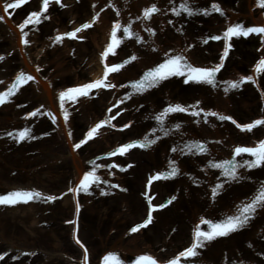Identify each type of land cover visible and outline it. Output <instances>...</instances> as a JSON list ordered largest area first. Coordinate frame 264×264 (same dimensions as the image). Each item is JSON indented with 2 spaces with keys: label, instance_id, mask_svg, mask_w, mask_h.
I'll return each mask as SVG.
<instances>
[{
  "label": "rangeland",
  "instance_id": "rangeland-1",
  "mask_svg": "<svg viewBox=\"0 0 264 264\" xmlns=\"http://www.w3.org/2000/svg\"><path fill=\"white\" fill-rule=\"evenodd\" d=\"M11 2L18 0H3ZM112 2L115 9L108 8L111 0H50L48 11L40 17L41 23H30L25 28L28 44L23 42L19 26L32 13L43 12V0H26L7 13L21 33L23 53L33 68L41 69L37 71L39 79L55 93L58 107L62 91L91 82L102 67L116 63H124L125 67L108 79L115 88L93 91L77 100L66 99L64 106L67 105L70 118L61 127L52 123L57 113L46 108L43 88L35 80L20 86L10 102L0 106V194L24 190L62 197L55 202L36 200L0 206V256L4 257L0 264H104L109 255L119 257L122 264H137L141 256L152 257L157 264H169L192 246L195 227L202 219L223 222L264 184V168L241 169L240 181L227 182L220 170L209 167L230 159H254L236 157L234 149L264 142V125L246 132L231 121L204 117L206 112H217L242 126L264 119V72L254 71L264 59V35L234 37L227 60H223L227 41L211 39L222 36L228 26L237 23L246 28L264 27V8L259 7V0ZM185 2L194 13L210 11L212 4H218L224 15L213 12L209 16H176ZM152 6L159 9L150 22L153 34L146 32L142 39L135 32V22L142 10ZM95 14L105 16L104 27H99ZM118 22L122 29L117 38L123 42L117 54L105 60L103 53L111 44V36L104 42L103 32ZM129 23L132 38L123 32ZM86 24L92 27L84 28ZM72 32L77 33L75 38L70 37ZM57 37L63 39L57 41ZM47 45L50 48L45 50ZM19 50L1 26L0 94L10 89L21 72L27 74ZM181 51L195 67L214 68L223 62L217 86L185 84L184 78L172 77L143 94L130 87L169 54L176 56ZM132 56L137 59L131 61ZM248 76H253L257 84L246 83L240 90L224 91L229 83ZM171 104L199 105L190 110L200 111L201 116L170 115L163 125L169 131L165 136L157 130L161 125L155 117ZM59 109L63 118L65 109ZM34 111L37 115L30 117ZM106 120L108 123L98 129L92 140L78 151L74 148L92 128ZM129 124L131 127H126ZM63 128L67 137L61 132ZM25 129L34 138L19 142L8 135ZM145 137L156 143L133 148L126 154L117 151L129 144L143 143ZM69 143L72 152L81 158L83 176L94 170L103 181L99 187L93 185L91 195L81 192L77 196L73 191L83 176L73 166ZM190 143L206 145L208 154L186 155L180 151ZM173 148L177 152H172ZM114 152L117 154L111 155ZM173 162L179 175L167 180L153 179L158 173H168ZM94 164L99 167L94 168ZM113 164L118 167L113 168ZM219 183L225 187L213 200L212 189ZM102 191L108 195H102ZM149 217L151 224L132 232L147 223ZM201 230L209 231L210 227L201 224ZM77 236L88 249L87 262L84 249L75 240ZM113 251L115 254H111ZM198 251L200 255L191 264H264V210L243 231L219 238ZM180 264L189 262L180 258Z\"/></svg>",
  "mask_w": 264,
  "mask_h": 264
},
{
  "label": "snow or ice",
  "instance_id": "snow-or-ice-1",
  "mask_svg": "<svg viewBox=\"0 0 264 264\" xmlns=\"http://www.w3.org/2000/svg\"><path fill=\"white\" fill-rule=\"evenodd\" d=\"M25 2L26 0H18V2L5 3L3 5L4 12L8 13L10 9L19 8L21 4ZM56 2L59 3V0H56ZM49 3L50 0H43V12L32 13L27 18V20H25L24 23L19 26L20 32L24 36L23 42L25 44L29 43L27 39L28 33L24 31L25 28H27L30 23H34V24L41 23L40 17L44 15L45 12L48 11ZM259 7L264 8V0H259ZM158 12L159 9L156 6H152L149 9H145L142 19L150 20L153 17V15ZM213 12L220 13L221 16L224 15L222 8L218 4H212L210 11H203L202 13H194L191 10L190 5H188L187 2H185V4L181 5L180 9L175 12V15L180 16L182 13H187L188 16H193L196 14H203L205 16H209L212 15ZM4 19H5L4 16H0V21H3ZM97 19L99 18L97 17ZM90 27H92L91 24L84 25V28H90ZM121 29H122V25L120 23H116L115 24L116 31L112 32L111 44L108 46L107 51L103 53L105 60H107L109 55L115 56L117 54V49L121 46L123 42L121 39L117 38V32L121 31ZM77 31L80 30L78 29ZM123 32L126 33L129 38H132L133 31L131 24H129L127 27H124ZM252 34L264 35V27L246 28L243 24L237 23L234 26L232 25L228 26L227 30L223 33L222 36L215 35L212 36L211 39L215 41H220V40L227 41V49L223 53V60H227L229 51L232 49L233 38L249 37ZM69 35L71 38H75L77 33L72 32ZM62 39L63 37H57V41H60ZM143 42L144 41L141 39V43ZM204 43H208V41L205 40ZM2 59L3 57H0V60ZM136 59H137L136 56L131 57V61H135ZM124 67H125L124 63H116L114 64V66L106 67V74L102 80H97L94 83H87L83 87H71L65 91H62L59 95V99L61 102L60 107L64 108V101L66 99L77 100L80 97H87L90 95L92 90H98L106 87L115 88L116 85L108 83V75L113 73H119ZM223 67H224L223 62H221L219 65L215 66L214 68L195 67L191 63L187 62L186 58L183 55L172 56L171 54H169L164 62L159 63L158 66L154 67L152 70H149L141 80L131 84L130 87L134 88L138 94H143L144 92L150 89L159 87L161 83L169 80L172 77L184 78L183 82L185 84L210 85L212 87H216L218 83L217 75L223 69ZM36 70L41 71V69L39 68H37ZM254 71L256 74H260L264 72V59H261L258 62V65L256 66ZM34 79H35L34 76L27 75L24 72H21L17 76L15 83H13L10 86V89L0 94V106L5 104L6 102H10L9 98L16 94L20 86L25 85L28 82L33 81ZM0 83L3 82L0 81ZM246 83L257 84V81L256 79L253 78V76L241 77L239 81L229 83L228 86L224 88V91L228 92L233 89L240 90L242 89L243 84ZM125 86L128 87V85ZM261 94L264 95V92H262ZM127 98L131 99V96ZM121 103H123V101H121ZM141 107H143V105H141ZM193 107L198 108L199 105H193L189 107H185L181 104L169 105L166 109H164L159 115L155 117V119L161 125V127L157 130L163 132L165 136L169 135V131L165 129L163 125L165 124L167 118L170 115L186 113L192 117L201 116L200 111L190 110V108ZM36 115H37L36 111L30 113V117H35ZM213 116L217 117L220 121H231L233 124H236V126L240 128L242 131H246V132H251L257 126L264 125V119H258L254 123L242 126L237 124V122L230 116L222 115L217 112L204 113L205 120L207 117H213ZM63 118H64V123H67L69 121L70 115L66 109L64 110ZM52 122L53 124L56 123L55 118L52 119ZM107 123L108 121L106 120L97 127L92 128L86 134V139L82 140L80 143L74 144V148L78 151L83 145L87 144L89 140H92L94 138V134L98 131L99 128L104 127ZM126 127H131V125L129 124ZM177 127L179 126L177 125ZM8 135L11 136L13 140H18L19 142H24L25 140L34 138L29 129H25L18 133L10 132ZM68 135L69 137H71L72 133L69 132ZM152 135H155V132H153ZM155 143L156 140H151L145 137L143 143L129 144L120 147L117 151L120 154H126L129 150L133 148H137V147L144 148ZM180 151L186 155H192L197 153L208 154V149L206 145L199 143L187 144L186 148H181ZM172 152L174 153L177 152V149L173 148ZM234 153L236 157H243L246 155L254 159H244V160L230 159L224 161L223 163H212L209 165L210 168L220 170L223 178H226L227 182L240 181L243 178V175L240 172L241 169H246L251 171L257 168H264V142L259 143V145L256 147H236L234 149ZM116 154H117L116 152L111 153V155L113 156ZM93 167L96 168L99 167V165L94 164ZM112 167L115 168L118 166L116 164H113ZM120 170L126 171V169L123 168H121ZM177 175H179V168L175 165V162H173L170 165V171L168 173L166 174L158 173L153 179L167 180L170 178H175V176ZM101 183H103V181L100 179V177L96 175V172L94 170L89 171L83 176L82 181L79 183V185L76 188L73 189V191L77 196H79L81 192L91 195V189L93 188V185L99 187ZM113 186L118 187V185H113ZM149 187H151V184H149ZM224 187H225L224 183H219L216 185V187L212 189L213 200H215L216 197L221 194V191L224 189ZM101 194L105 196L108 195V193L105 191H102ZM57 199H62V197L44 196L40 192L18 190V191L9 192L7 194H0V206H16L22 203L28 204L36 200H43L45 202L48 201L55 202ZM149 203H151V201H149ZM167 206L168 205H164V207ZM261 210H264V184H261L256 189L254 195L250 200L239 205L236 212L228 216L226 219H224L223 222L213 223L210 220L202 219L201 224L208 225L210 227V230L209 231L201 230V224H198L194 230V243L192 244V246L189 247L187 250L183 251L182 253H180L179 258L172 259L169 262V264H180V258L186 259L189 262V264H191V261L200 255L198 249L205 248L209 243L219 238H226L232 234L243 231L251 224V222L255 219L258 212ZM77 211H79V205H77ZM151 223H152V219L151 217H149L147 223L141 224L133 228L132 232L133 233L138 232L140 231L141 228H146L148 224ZM76 242L84 249V259L86 262L88 249L84 247V245L79 240L78 236ZM3 259L4 257L0 256V260ZM145 262H148V264H157L156 260H154L152 257H147V256H141L137 261V264H145ZM104 264H122V261L117 256L109 255L105 257Z\"/></svg>",
  "mask_w": 264,
  "mask_h": 264
},
{
  "label": "bare ground",
  "instance_id": "bare-ground-1",
  "mask_svg": "<svg viewBox=\"0 0 264 264\" xmlns=\"http://www.w3.org/2000/svg\"><path fill=\"white\" fill-rule=\"evenodd\" d=\"M96 5H98L96 2H94ZM5 3H3V0H0V16H4L5 17V19L3 20V21H0V27L1 26H3L4 27V29L7 31V33H8V35L10 36V39L13 41V42H15V44H16V47H18V49H20L19 51L21 52V56H22V58H23V63H24V66H25V72L27 73V74H29V75H32V76H34L35 77V81H36V83L39 85V83H41V86H42V88H43V91H42V98H43V100H44V103H45V105H46V108H48L49 110L51 109L53 112H55V113H57V114H55V116L54 117H52V119L53 118H55V120H56V123L55 124H58L60 127H61V125H65V123H64V120H63V118L61 117V115H59V112L58 111H60V109L58 110V108L60 107H58V105L55 103L56 101H55V93L54 92H50V86L48 87V85L46 84V83H43L40 79H39V73L37 72V70L35 69V68H33L31 65H30V63H29V58H27L26 57V55L23 53V47H22V45L20 44L21 43V40H22V36H21V33L18 31V29L16 28V26L10 21V18H9V16H8V14L7 13H5L4 12V9H3V5H4ZM111 6H109L108 8H116L115 6H114V4H113V2H112V0H111ZM149 8H151V7H149ZM148 8V9H149ZM126 10H127V8H126ZM143 13H144V10H142V15H140V17H137V19H138V21L137 22H135V24H136V27L134 28L135 29V32H136V34L137 35H139V37L140 38H142L143 39V34H145L146 32H148L149 34H150V36H152V34H151V32L153 31V29L152 30H149V28L151 27V24H150V22L152 21L151 19L149 20V19H142V17H143ZM97 14H95V17H94V19L95 20H97L99 23H97L98 25H99V27H104L105 25H106V23H107V20H106V18H105V16L103 15H99V16H96ZM154 17H152V19H155L157 16H155V15H153ZM97 17L99 18V19H97ZM136 17H135V19H136ZM119 22H121V20H119ZM118 22V23H119ZM130 24V23H129ZM129 24H126L124 27H127ZM140 24V25H139ZM163 25V24H162ZM113 26H115V25H112L111 26V28L108 26V28L106 29V32H105V30H104V32H103V41L105 42L106 40H107V38H109L110 36H112V32H113ZM152 43H153V45H155V40L152 38V41H151ZM23 43V42H22ZM28 48H29V46H26L25 47V51L27 52V54H28ZM50 48V46L49 45H47L46 47H45V50L46 49H49ZM179 55H184L185 56V52H179ZM105 74H106V67L104 68V67H102L100 70H99V72H98V74H96L95 76H94V79L91 81V82H88V83H94L95 81H97V80H102L103 78H104V76H105ZM119 74V73H118ZM117 74L115 73V75L113 76H111V75H108V79L111 77L112 79L116 76ZM87 84V83H86ZM86 84H84V85H86ZM84 85H80L79 87H83ZM41 88V89H42ZM102 89H105V88H102ZM102 89H98V90H92L91 92H93V91H101ZM67 108V105L65 104V106H64V109H66ZM63 112V111H62ZM61 112V113H62ZM64 113V112H63ZM62 113V114H63ZM53 123V122H52ZM67 128H69V125H68V127H66V129ZM61 132L63 133L64 132V134H65V130H64V128L63 129H61ZM65 137H67V134H65ZM69 148H70V152H71V160H72V163H73V166L75 167V169H76V171L78 172V174L80 175V177L81 176H83V170H82V167H83V165L81 164L82 163V161H81V158H79V156L77 155V154H75V153H73L72 151L74 150V149H72L71 148V146H72V144L71 143H69ZM72 149V150H71ZM75 229V228H74ZM77 238V237H76ZM76 238H75V240H76ZM200 252V251H199ZM111 254H115L114 253V251H113V253H111ZM89 258V255H87V259ZM89 260V259H88ZM91 260V259H90ZM84 262H85V259H84ZM87 262V261H86Z\"/></svg>",
  "mask_w": 264,
  "mask_h": 264
}]
</instances>
